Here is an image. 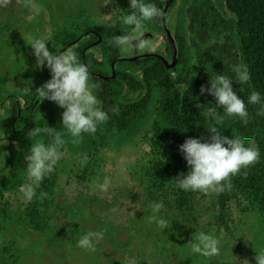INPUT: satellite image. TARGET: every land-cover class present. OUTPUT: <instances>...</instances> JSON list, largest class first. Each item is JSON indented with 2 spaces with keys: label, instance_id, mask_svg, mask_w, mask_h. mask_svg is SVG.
<instances>
[{
  "label": "trees",
  "instance_id": "trees-1",
  "mask_svg": "<svg viewBox=\"0 0 264 264\" xmlns=\"http://www.w3.org/2000/svg\"><path fill=\"white\" fill-rule=\"evenodd\" d=\"M177 1L185 26L183 31L172 36L169 34L175 45V62L171 67L148 54L130 61L117 58L110 65L109 61L119 54L118 46L108 43L114 38L111 30L101 29L99 44L106 73H102V77L91 76L89 82L99 86L93 93L100 101L98 106L109 119L98 125L95 134H82L81 142L73 144L72 137L62 125L65 109L53 101L41 102L37 92H32L33 88L37 89L51 79L46 65L39 68L32 79V98L27 103L29 105L36 98L39 115L31 120L24 117L13 126L11 117L0 124V264L16 263L20 258L18 254L12 255L5 242L3 232L9 225L40 234L48 231L47 209L52 205L49 193L54 187L56 173L63 167L60 164L65 162L71 150L75 153L71 169L76 168L75 172H79V168L85 170L88 159H97L103 144L139 125H143L145 130L137 140L141 159L137 179L155 199L154 202L163 201L164 210L180 215L179 223L168 218L178 223L173 226L175 233L182 231L184 225L190 230V236L198 232L194 207L199 199L205 197L210 198L216 207V229L231 210L254 213L264 221V115H257L264 105V0H217V4L215 0H170L165 8L164 22L168 9ZM146 3H153L163 10L165 0H146ZM125 15L124 12L121 17ZM152 22L162 27L161 17ZM128 32L126 29L121 35ZM75 34L77 30L74 28L58 29L48 37L46 46L53 53H58L61 45ZM168 45L171 55L170 41ZM76 54L81 63L80 51L77 50ZM123 63L130 65L128 70L118 68ZM234 65L247 67L250 73L247 83L241 84L237 80L232 70ZM178 73H191L190 81L183 83L180 76L174 75ZM217 75H225L232 80L234 91L248 109L250 119L247 125L238 117L227 116L215 104L214 96L207 92L201 95V86L210 88V80ZM252 91L260 93L261 104L248 103ZM30 92L22 94L25 100ZM209 108L217 109L218 116L223 118L222 124L217 125L214 119L205 117L204 112ZM213 126L221 135L230 138H254L260 153L259 162L246 170V177L243 175L245 170L232 177V189L219 195L178 188V176L187 175L190 171L180 146L189 138L210 142L208 129ZM34 127H52L60 132L66 141L61 149L63 156L55 171L35 187L36 196L31 201L27 200L18 211H10L9 199L21 192L25 185L23 180L30 179L25 156L30 154L31 145L37 140L46 145L53 141V137L46 133L29 139L27 133ZM41 193H47V197L41 199ZM10 244L13 245L12 242Z\"/></svg>",
  "mask_w": 264,
  "mask_h": 264
},
{
  "label": "rangeland",
  "instance_id": "rangeland-1",
  "mask_svg": "<svg viewBox=\"0 0 264 264\" xmlns=\"http://www.w3.org/2000/svg\"><path fill=\"white\" fill-rule=\"evenodd\" d=\"M35 3L42 7L39 15L16 0L0 6V94H17L32 82L37 66L34 50L26 43L29 36L47 41L51 33L66 26L70 16L80 11L83 14L80 19L88 26L100 27L99 31L110 28L113 37L130 27L123 23V12L112 10V6L130 7V0H35ZM175 15L174 8L164 22L170 35ZM116 16L121 21L111 22ZM104 22L115 23L112 25L115 27ZM146 25L152 30L151 21ZM179 28L183 29L181 23ZM152 31L154 36L160 33ZM161 33L166 36L164 29ZM122 53L127 55L129 51ZM129 67L127 63L118 66ZM15 73L20 75L13 79ZM174 75L180 76L183 83H188L192 76L191 73ZM144 130L139 125L107 141L97 159H88L85 170L79 168V172L70 167L75 160L71 150L60 164L63 167L56 173L49 193L52 205L47 209L48 231L40 234L11 224L3 232L12 255L20 257L16 263L9 264H257L255 256L264 252V221L254 213L231 210L216 229V207L210 198L195 203L198 232L220 242V254L214 257L192 251L198 232L190 236L184 225L182 231L175 233L173 226L180 219L177 212L171 214L163 209L157 214L169 222L166 229L150 222L153 212L149 205L155 199L137 179L141 167L137 140ZM105 178L110 180L107 192L99 188ZM23 183L32 181L27 179ZM26 201L21 192L17 193L9 199L10 211H18ZM89 232L103 233L102 240L94 241V252L77 246L78 240Z\"/></svg>",
  "mask_w": 264,
  "mask_h": 264
},
{
  "label": "clouds",
  "instance_id": "clouds-1",
  "mask_svg": "<svg viewBox=\"0 0 264 264\" xmlns=\"http://www.w3.org/2000/svg\"><path fill=\"white\" fill-rule=\"evenodd\" d=\"M12 0H0V6H7ZM29 8L34 15H39L42 7L35 0H16ZM131 14L123 17V23L131 26V31L114 37L108 43L115 44L121 51L128 52L135 48L138 51L155 50L149 41L144 39L146 30L145 22L152 21L163 15L161 9L153 3H145L144 0H130ZM27 45L34 50L36 66L43 68L45 65L50 70L51 79L35 91L41 98V102L49 100L65 109L62 113V125L72 137L73 144H79L82 134L93 135L97 132L98 125L107 122L108 114L98 106L100 101L94 95L93 90L99 87L90 83L88 67L78 62L77 54L68 50L61 53H53L46 46L44 39L29 36ZM237 80L243 84L250 80V73L246 66L234 65L232 68ZM210 88L201 86L200 93L205 92L215 97L216 105L222 108L229 117H238L245 125L249 122V112L243 99L234 91L232 80L225 75H217L210 80ZM249 104H261V95L252 91L248 100ZM205 117H211L216 124H222L223 118L218 116L216 108H209L204 112ZM257 115H264V105ZM210 142H201L199 139L189 138L181 146L184 159L190 167L187 175L178 176L177 187L184 191H199L204 194L230 191L233 187L231 178L241 174L247 176V169L254 166L260 160L259 149L254 138L235 137L230 138L221 135L216 126L210 127ZM46 133L53 137V141L45 144L37 140L30 147V154L25 156L27 161V174L31 184L21 187L23 196L31 201L36 196L35 187L55 171V166L63 156L61 149L66 144L60 132L52 127H34L27 133L29 139L39 137ZM87 157H85V160ZM110 180L99 185L101 191L107 192ZM47 197V193H41L40 198ZM153 215L150 222H155L160 229L169 227V222L160 218V213L165 205L163 201L152 202L149 205ZM103 239L102 232H89L78 240L77 246L95 251V242ZM219 240L204 232H198L192 243V251L204 257H214L220 254ZM257 264H264V252L255 256Z\"/></svg>",
  "mask_w": 264,
  "mask_h": 264
},
{
  "label": "flooded vegetation",
  "instance_id": "flooded-vegetation-1",
  "mask_svg": "<svg viewBox=\"0 0 264 264\" xmlns=\"http://www.w3.org/2000/svg\"><path fill=\"white\" fill-rule=\"evenodd\" d=\"M112 7H113L112 10L114 11L113 13L118 11V12H123V13L125 12V14L129 15L133 11L130 7H127L126 5H121L120 7H114V6ZM122 8H125V10H123ZM174 8L176 9V15H175V20H173L172 23L170 22L172 29H173L171 31V36L174 33H179L181 31V29L179 28L180 23L182 24L183 29L185 26L184 17L180 9L179 1H177L174 5H172L168 9L166 13V17L168 16L169 11ZM120 9L122 11H119ZM81 14L82 12L80 11L73 17L70 16L69 23H67L66 26H63L62 28H60V29L74 28V30H77V34H75L73 38L69 37V40L64 45H61L62 48L58 51V53H61L62 51L65 52L68 50H72L76 53L77 50H79L80 51L79 58L81 60V63L88 67L90 77L92 76L91 73L104 76L102 73H106V69H105L106 67L103 61L102 51H101V47L99 44L101 41V36H102L100 32L101 30L99 31L100 27L97 28V27L88 26L85 22H83L80 19V17H82L83 15ZM119 17L120 16H116L111 22H116L117 19L120 21ZM111 22H108V23L104 22V23L109 25V27H115V26H112L115 23L111 24ZM146 22H145V27L147 31L144 33V38L147 39V41H149L152 47L153 48L155 47L156 50L149 49L146 51H138L136 49H133V52H131L130 50L129 53L126 55L122 53L121 49L118 47L119 54L117 57H113L112 60L109 61L110 65H112L113 60L117 58H127L129 56L138 57V56H142L146 54L152 55V56H155L161 59L163 63L165 61L164 64L170 63L172 54L169 55V45H168L169 38L168 36H165L164 33H161L163 31V27H161V24L157 25L151 21L152 26H153L152 30L156 31L157 33L160 32L156 36H154V32L151 30V27L150 28L147 27ZM127 31L129 32L131 31V26L127 29ZM84 55L87 56L86 59H84ZM18 69L20 70V66L18 67ZM123 69L128 70L127 68H123ZM38 70L39 68L36 67V70L33 72L34 75L32 79L35 77L36 74H38L37 73ZM22 74L23 73H21V75ZM19 75H20L19 73H15L13 75V79L18 78ZM30 84L24 90L19 91L17 94L9 93V92L0 94V124L1 125H3L6 119H9V117L12 118L11 126H13L17 124L19 121H23L24 117L26 120H31L39 115V107L36 105L37 104L36 98H34L33 101L29 105L27 104L28 99L32 98V95H31L32 92L34 93L36 90L35 88H33V91L30 92ZM25 91L30 92V94L26 96L27 100H25V98L22 96V94ZM25 113H26V116L24 115Z\"/></svg>",
  "mask_w": 264,
  "mask_h": 264
},
{
  "label": "water",
  "instance_id": "water-1",
  "mask_svg": "<svg viewBox=\"0 0 264 264\" xmlns=\"http://www.w3.org/2000/svg\"><path fill=\"white\" fill-rule=\"evenodd\" d=\"M169 2H170V0H165L164 9L162 10L163 15L161 16L162 27H163V29H164V31H165V33H166V36H168L169 41H170V43H171V45H172V57H171V61H170V63L166 64V67H171V66L174 64V62H175V45H174V42H173L172 38L170 37L169 33L166 32V30H165V25H164V12H165L166 5H167ZM133 58H135V57H127L126 60H127V61H130V60H132ZM115 60H116V59H115ZM163 61H164V60H163ZM164 63H165V61H164ZM91 75H92V76H100L99 74H93V73H91ZM101 77H102V76H101ZM104 78H105V77H104Z\"/></svg>",
  "mask_w": 264,
  "mask_h": 264
}]
</instances>
